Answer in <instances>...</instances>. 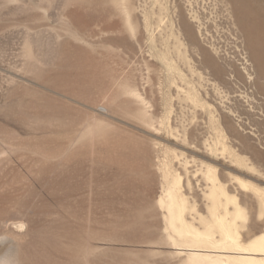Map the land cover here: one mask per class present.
I'll list each match as a JSON object with an SVG mask.
<instances>
[{
  "label": "rangeland",
  "instance_id": "rangeland-1",
  "mask_svg": "<svg viewBox=\"0 0 264 264\" xmlns=\"http://www.w3.org/2000/svg\"><path fill=\"white\" fill-rule=\"evenodd\" d=\"M113 2L0 0V264H179L163 243L168 213L158 201L176 183L206 214L202 160L244 202L242 240L264 232L258 195L238 181L264 190V0H132L133 35L125 5ZM227 8L243 21L245 50ZM113 23L120 34L108 30ZM178 38L191 64L179 59ZM212 46L222 58L215 65ZM235 56L251 58L259 80L233 90L247 89L262 113L245 114L232 93L224 106L241 117L229 115L210 82L202 89L249 167L209 153V112L178 97L168 70L177 63L197 82L192 66L212 78ZM134 88L145 104L127 91ZM171 96L176 113L164 115ZM163 163L173 170L166 176Z\"/></svg>",
  "mask_w": 264,
  "mask_h": 264
},
{
  "label": "bare ground",
  "instance_id": "bare-ground-1",
  "mask_svg": "<svg viewBox=\"0 0 264 264\" xmlns=\"http://www.w3.org/2000/svg\"><path fill=\"white\" fill-rule=\"evenodd\" d=\"M113 1L115 3L121 1V3L125 5V11H126L125 19L126 16L127 19L126 22L125 21L124 22L127 23V27L129 29L130 35H133L135 26L132 22V10H133L132 0H113ZM118 4L116 5L118 6ZM164 9L166 8H163V10ZM247 12L248 10L245 11V13ZM165 13L166 12H163V14ZM227 13L228 14L226 16L230 22V25L233 28V32H232L233 34L231 35H238V38H236L238 42H236L235 40V44L241 50H245L246 44L243 39H240L242 38L241 36L239 38V35H245V36L247 35L245 33V30H243L241 27V23H243V21L240 20L239 17H236L234 12L228 8H227ZM168 15L169 14H167V17ZM192 16L194 18L197 17L195 14H192ZM147 24H149V21L147 22ZM108 30L117 32V34L118 33L120 34V32L122 31L118 23H113L112 25H110ZM177 30L179 29L177 28ZM176 40H178L177 42L178 48L176 49L178 51L179 59L184 62H188V64H191L192 57L188 53L189 50L187 46H185V49L182 50V46L185 45V43H183L180 40V38ZM174 44L176 43L174 42ZM211 54L214 56V63H213L214 65L216 64V61L222 59L219 48H216L215 46H212ZM250 59L251 58H249L248 56H244L242 58V64L237 63L239 60L236 56L231 60L228 59L229 61H225L222 66H218L216 68V72H217L216 75L214 73H211L212 75H214V77L211 76L212 78L205 77L202 71H199L197 68L192 66L193 68V69L191 68L192 73L195 74L199 79V81L197 82L195 80L189 79L188 75L182 71L183 68H180L177 63L173 65L168 64V70L174 71L173 77L171 79V84H175V86L177 87L176 90L179 93L178 97H180L182 100L186 102H189L194 109H203V111L206 110L209 112L208 127L210 128V130L213 131L212 133L213 136L211 135V137L207 138L204 143L209 153L214 154L215 156L221 155L222 158L229 157L232 161L236 162L237 164L246 165L248 167L250 165V158L241 154L236 149H234L232 145L229 144L228 142L229 135L227 132V128L223 120H221L223 113L221 115L218 107L213 102H211L209 98H207L208 91L206 90L203 93L202 87L204 86L203 82L204 83L210 82L209 84L212 85V87L216 90L217 94L220 96L219 104L226 109L229 115H236L238 117H241V114L237 110V108H233L231 106H224L225 103H228L233 99L231 96L232 93L235 94L237 93L234 96L240 98L233 100H235L236 102L243 101L245 103L244 105L245 114H248L249 116L254 115V113L257 112L256 109H258L262 113L263 109L261 111L258 108V105L256 104V99L254 98L252 93H249L247 89L242 91L241 89H239L240 86H238L237 90H233L232 87L233 85L241 84L242 82L248 84V83H255L257 80H259L255 78L251 70L247 67V65L250 64ZM173 61L175 62V59ZM177 80H181L180 84L182 82L184 83L182 85H179L178 84L179 82H177ZM127 91H129L133 95V97L137 98V100L144 103V98H142V96L139 94L137 89L134 88V89H129ZM167 100H168L166 101L167 109L164 115H167L172 111H174L172 96L170 98H167ZM182 107L183 106H181V108ZM174 112L176 113V111ZM181 112L183 111H180V113ZM142 113L148 119V122L152 124L153 123L152 116L148 114L149 112L143 111ZM195 114H197V112H195ZM171 116L173 115H170V117ZM193 116H194L193 118L195 119L196 115L193 114ZM166 117L167 116H165L161 120L162 125L166 123ZM186 119L189 118L187 117ZM161 124L159 123V125ZM244 128L245 126L243 124H239V129L244 130ZM201 165H202L201 168L202 176L207 183V191L205 193V197L207 199L206 202L207 213L202 214L201 212H199L197 205L194 202L190 201L189 197L183 192L181 186H179L178 184L175 183V186L171 188L168 187L167 189L165 188L166 189L165 198H160L158 201V203L162 208L167 209V213H168L167 215L164 216L165 240L163 243L166 244V246L172 248L174 250L175 255L182 256V260L180 261L179 264H264V232H261L260 234L256 235L254 238L248 241L242 240V229L248 226L247 225L248 211L246 207L242 205L244 202L241 204V202L238 200V197L236 195L229 194L226 184H224L221 181L218 175L217 168L214 164L202 160ZM161 168L165 173V176L167 173L170 174V172L173 171L169 167L168 163L161 164ZM253 168L255 167H252V169ZM181 178L183 177L181 176ZM238 181L243 187H247L251 189L256 195H258L257 196L258 215L264 216V197L260 196V193L264 194V190L259 188L257 185L253 184L252 182L251 183L245 182L241 179H238ZM9 262L13 263L14 260H11L10 258Z\"/></svg>",
  "mask_w": 264,
  "mask_h": 264
}]
</instances>
